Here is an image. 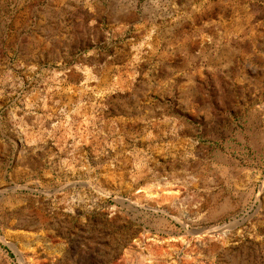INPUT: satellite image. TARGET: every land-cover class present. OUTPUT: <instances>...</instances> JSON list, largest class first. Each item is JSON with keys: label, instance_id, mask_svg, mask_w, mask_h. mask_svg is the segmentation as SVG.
Returning <instances> with one entry per match:
<instances>
[{"label": "rangeland", "instance_id": "obj_1", "mask_svg": "<svg viewBox=\"0 0 264 264\" xmlns=\"http://www.w3.org/2000/svg\"><path fill=\"white\" fill-rule=\"evenodd\" d=\"M0 264H264V0H0Z\"/></svg>", "mask_w": 264, "mask_h": 264}, {"label": "bare ground", "instance_id": "obj_2", "mask_svg": "<svg viewBox=\"0 0 264 264\" xmlns=\"http://www.w3.org/2000/svg\"><path fill=\"white\" fill-rule=\"evenodd\" d=\"M17 253L18 255H20L22 257V252H20L18 249H17ZM23 260V259H22ZM25 263V262H24Z\"/></svg>", "mask_w": 264, "mask_h": 264}]
</instances>
